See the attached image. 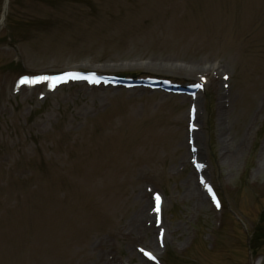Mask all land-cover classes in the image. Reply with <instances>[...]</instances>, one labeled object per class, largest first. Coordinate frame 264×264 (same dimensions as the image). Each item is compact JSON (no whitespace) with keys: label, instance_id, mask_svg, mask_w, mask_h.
<instances>
[{"label":"rangeland","instance_id":"rangeland-1","mask_svg":"<svg viewBox=\"0 0 264 264\" xmlns=\"http://www.w3.org/2000/svg\"><path fill=\"white\" fill-rule=\"evenodd\" d=\"M258 69L264 0H8L0 264H264Z\"/></svg>","mask_w":264,"mask_h":264},{"label":"bare ground","instance_id":"bare-ground-1","mask_svg":"<svg viewBox=\"0 0 264 264\" xmlns=\"http://www.w3.org/2000/svg\"><path fill=\"white\" fill-rule=\"evenodd\" d=\"M238 51H239V49H238ZM243 63H244L243 64L244 65V68L247 69V66H246L245 63H248V61H244ZM251 67H252V64L250 65V68ZM256 73H257V75L254 78V81L264 78V70L258 69ZM261 83L257 82L253 86H244L243 88H240L241 89V92H242L241 94H242V102H243V104L245 103V100L247 99V104H246V106H244L247 110H248V107H250L249 106L250 105V102H252L253 99L255 98V96L253 97L254 94H252V91L254 90V86H258V87H255V90L259 89L258 92H257V94L258 93H261L264 90V82H263V84H261ZM260 96H261V94H260ZM219 98H220L219 100H222L223 99V93H220L219 92ZM241 148H242V144L239 145L238 149L240 150ZM138 163H140V160L138 161Z\"/></svg>","mask_w":264,"mask_h":264},{"label":"snow or ice","instance_id":"snow-or-ice-1","mask_svg":"<svg viewBox=\"0 0 264 264\" xmlns=\"http://www.w3.org/2000/svg\"><path fill=\"white\" fill-rule=\"evenodd\" d=\"M66 76L72 79H79V78H84V79H90L89 77H80L79 74L77 73H66ZM38 80H47V79H51L48 77H42V78H37ZM94 79V78H93ZM36 81H28L27 78H25L24 80L21 81V83H34ZM157 199H159V197H157ZM147 255L151 256L150 253H147ZM152 259H155L154 257H151Z\"/></svg>","mask_w":264,"mask_h":264},{"label":"water","instance_id":"water-1","mask_svg":"<svg viewBox=\"0 0 264 264\" xmlns=\"http://www.w3.org/2000/svg\"><path fill=\"white\" fill-rule=\"evenodd\" d=\"M0 24H1V22H0Z\"/></svg>","mask_w":264,"mask_h":264}]
</instances>
